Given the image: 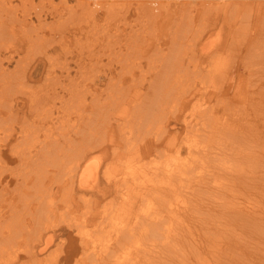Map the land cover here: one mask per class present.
Listing matches in <instances>:
<instances>
[{
  "label": "rangeland",
  "instance_id": "obj_1",
  "mask_svg": "<svg viewBox=\"0 0 264 264\" xmlns=\"http://www.w3.org/2000/svg\"><path fill=\"white\" fill-rule=\"evenodd\" d=\"M113 1L115 4L116 1L122 3L124 0ZM213 1L215 2L216 0ZM228 1L230 2L228 5L227 2L224 4L225 9L228 8L226 12L229 15L234 6L231 0ZM181 2L182 0H167L166 2L167 5L170 4L172 9L177 11V17L176 15L172 16L168 21L172 25L173 30H175V27H178L179 18L184 20V18H182L183 15L185 19L189 17V12L187 11L186 13V9L189 8V2L195 7L198 6L199 13L205 15V10L210 6L209 4L212 3V0H186V8L181 7ZM31 3H33V5ZM57 3H59V0H55V6ZM13 4V10L17 13L16 15L18 17L22 16L24 13H28L29 10V13H31L29 15L31 16L28 15L24 23L23 21H19L21 22L20 24L16 21L15 12L11 11L10 13L8 10L5 11L0 9V22L4 20V24L1 25L0 23V29H2L3 25H7L5 26L6 29H10L12 33L9 37L5 36L6 39L0 36V59H2L1 55L3 57L9 55L6 46H9L13 41L15 42L13 44L15 48L10 49H12V51L17 50V52H14V59L12 62H8L7 60L4 62L5 70L8 69L7 71H12L11 69H13V74H11V76L14 78H11L8 73L5 74L8 76L0 74V79L4 77V80L10 82V84H7V82L4 81L6 86L4 83L0 86V94L1 91L6 88V90H4V97L6 96L7 98L0 97V105L4 106L0 110V151L5 154H3L4 156L0 154V173H4L3 186H0V199L3 200H0V216H3L2 218L0 217V249L2 251L1 255L4 258H0V264H35V262L30 259L34 251H38V257L42 260L36 264H50L53 263V261V264H63L64 262L62 261L67 258L69 260L66 264H168V259H165L164 254L166 249L163 248L159 242L153 247L148 246L149 248L144 249H142V246L145 243L149 244V242L139 237H132L127 242L123 240L117 242V238H119L118 235L121 234L119 233L121 226L126 225L131 219L136 222L137 218L145 217L156 209H160L161 205L162 210L166 209L168 204L164 202L174 201V204H176V202L182 204V195L185 188L190 191L191 195L185 202L186 206H188L185 207L181 205V211L175 215L178 218L184 216L187 218L190 217L191 219L197 216L215 218L221 215L224 217V214H229L232 205L238 203L241 206L249 204L250 208H256L254 205L264 206V197H258V195L255 194V190L252 192L250 187L252 183L250 179L253 175L254 167L251 169L249 165L246 166L245 160H237V156L235 157L233 153H228L227 155L219 151L212 154L204 153V147H209L211 145L219 146L224 142H226L227 145L232 144L237 146L238 143L244 141L243 139L245 136H248L246 132H249L252 134V137H250L252 152L254 158L257 159L261 153V138L258 137V133L252 130L248 125H242L239 127L240 131L235 132L233 130L235 125L231 126V123H222L225 119L229 118H223L219 122L220 124L216 128H223L219 134L211 135L210 133L209 135H203L197 132L195 129L202 127L203 122L210 116V112L205 111L202 113V116L201 114H194L197 113L195 110V112L192 113L191 107H199L198 101L202 97L198 95L197 97L191 98V100L187 98L189 97L186 96L188 89L183 90L182 87L188 88L187 85L190 84V81L186 79L184 69L179 72L183 74L180 80L175 77L176 81L173 82V84H175L174 86L181 88L178 92L170 88L174 92L172 94H167L165 102L166 107L161 108L162 112L170 113L171 116L166 123V128L157 130L156 120L152 119L150 114H145V112H152L148 109V107H150V102L146 100L164 91L155 92L148 88V81L150 80V76L154 75L153 71L156 67V63H160L166 57L171 59L174 58V55H177L178 58H180L183 54H191L195 48H190L187 42H183L176 46V51L169 50L167 45L164 44L161 48L162 50H157L156 48L149 50L151 47H145L144 50H141V53L139 50H136L134 46L131 47L129 44L125 43L122 50L123 53L126 54V57L130 60L141 62L148 71L147 74L145 72L147 80L139 87L141 91L138 98L136 99V96H134L136 100L132 101L130 95L135 93L132 92V86L134 83H140L143 77L140 70L135 71V73H137L135 76L136 81L129 75L131 72H127L129 73L127 75L129 78L122 84L118 83L120 82L118 80V73H115V78L110 82L112 83L111 86L105 83L102 84L100 88L96 89L91 86L93 84H90L93 82L92 79L94 77L110 69L107 68L109 64H112L114 66V71H117L115 70V66H118L119 56L113 55L110 57L107 55L109 52L108 47L111 46L109 43L111 38L105 35V15L100 16L101 19L93 23L90 21L91 19L89 17L84 20V17L79 16L77 11L73 13L72 11L66 10L61 5H58L56 6L57 10L61 12H57V10L54 9L55 16L58 14L56 17L52 16L53 14H48L46 15L47 17L49 16L47 19H38L35 12L37 8L35 9L32 7L34 9L31 10V6L43 5L47 9L48 6L51 5L49 1L34 0V2L28 1V3H24L22 0H14ZM70 4L78 7L77 0H70ZM218 9H224L223 4H221ZM161 11H167V8L162 5ZM195 14L199 15L198 11H196ZM236 14L238 17L234 16V18L232 17L230 21H226L225 23L221 22L222 20L220 19L218 25L215 27L211 26L212 29L208 32V35H210L217 34L221 31L225 39V45L223 44L218 52L210 54L209 62L211 59H214L215 64L210 71L211 79L208 80L205 85L218 96L222 93L228 96L226 104L221 106V109L217 111V114L221 115L223 110L227 109L228 117L244 112L252 106L250 104L251 94L248 91L253 90V88H250L249 81L251 74L249 71H243L241 68L228 72V67L225 68V65L227 63L230 65L232 64L231 62L236 59L239 53L237 51L238 49L240 51L244 50V53H241L237 57L236 66L242 61L244 63L254 62L259 69H264V0H241L239 6L236 8ZM9 15H12L15 20L10 18L11 16ZM162 16H164V12ZM136 18H138L137 14L134 13L130 19L131 23L117 21L119 24L118 29L120 28L119 30H121V33H125V31L130 32V27L133 24V26L136 24L140 26L141 21L135 20ZM141 18L142 17L139 19ZM201 20L197 18L194 24L200 31L202 29ZM211 21H213V19L209 20L208 18V20H204L206 24L208 23L209 27ZM44 24H46V26ZM110 25L114 27V29L117 26L114 20L110 22ZM103 27L105 29H103ZM94 29L97 30L99 36H96V30L94 31ZM163 30H165V28ZM247 35H250V38L245 45ZM113 40L112 38V42ZM150 40L153 41L152 38H150ZM232 41L235 44H233ZM29 43L31 45H29ZM113 44H115L114 47L117 45L115 42H113L112 45ZM226 44H228V46H226ZM229 44H232V46ZM105 50L107 54L102 57L103 60L98 59V55H96L95 58L93 57V52L100 51L103 53ZM82 53L86 54L84 55ZM108 56L110 58H108ZM80 57H83V60H81ZM90 57L94 59L91 61ZM21 58L26 59V61L28 60L27 72L15 71L16 69H20V65L16 60ZM206 60L208 62L207 57ZM7 64L10 66L9 68L6 67ZM104 64H107L106 67H104ZM47 65L52 66L50 78L46 76L45 70H43ZM235 65L233 64L231 66ZM209 68L210 67L207 66L203 69L202 73L206 74L209 72ZM194 72L197 73V76H200L198 71ZM21 81H23V83ZM59 81L62 84H60ZM18 83L19 85H17ZM21 84L23 88L19 87ZM87 88L88 90H86ZM245 89L248 91L245 92ZM81 90L82 92H80ZM89 91H92L93 97H96V100L93 102V98ZM47 93L52 95H49L48 99L46 97ZM231 93L234 94V98L230 100L229 95ZM31 94H33L34 97H38L37 99L41 97L39 102H37L38 106L34 112H32L33 110H31L32 108L28 100ZM42 96L46 99H42L44 98ZM83 96L88 98L87 101L92 108L94 106L97 108L100 105L113 107L123 102L127 104V106H116V108H118L116 110L118 111L121 110L122 107L124 109L128 108V113L125 114L126 117H119L117 118L118 121L114 117L108 119L106 113L102 114L104 119L100 122L99 118H95V133L98 143H100V140L103 141V138L99 137L104 134L105 128H108L107 133L110 132V130H115L114 132L116 134L119 131L125 132L120 129V127L129 129L130 131L127 132L128 134L133 131L136 133L131 136L132 138L128 142L123 140L117 143L115 140L119 139L120 134H118V137L116 135V139L111 143L108 156L101 159L100 169L102 173L95 190L98 192L99 189L107 187H109L110 190L105 196H92L98 200L95 203V220L92 223L93 225L88 224L87 230L78 233L77 227L73 224L75 213L70 212L72 211V197L68 195L69 190H64L63 185H59V183L55 184L54 181L55 179L56 181L61 179H66V181H68V174L74 168L75 159L73 151L70 149V140L74 141L76 138L73 124L79 121L84 125V114L81 115V113H79V111L84 109L80 108V110L78 106L79 103H77L79 102V97L83 99ZM262 97L261 94L255 96L256 101H259L258 106L262 104L260 101ZM82 99L80 100L83 101ZM7 100L9 101L7 102ZM216 100L217 97H213V100L212 98L206 99L208 102H206L203 107L212 106L213 103L215 104ZM142 101L144 102L141 105L136 106L137 103H141ZM6 106H8V108ZM52 109L55 110L56 113L54 122L50 123V125H46L48 126L47 129L46 127H43L44 129L41 128L42 130L37 129V124L41 123L39 114L50 113ZM140 109L142 115L145 114L144 116L149 119L142 120L138 117ZM172 110L173 114L171 113ZM177 112L178 117L174 114ZM80 117H82V119ZM185 118L195 123L194 128L189 129V133L186 129L187 123H185ZM235 120L232 122L236 124ZM129 122L134 123L132 128L127 126ZM46 131L51 133H47ZM22 132H25L28 137H24L23 135L25 134H22ZM204 133L206 134V132ZM210 136L217 139H210ZM157 138V143H153ZM165 138L166 141L169 140L167 144H165V142L163 143ZM22 141L28 143L23 145L24 142ZM47 142H50L47 151L40 153L38 155L40 159L33 162L34 158L28 157L29 146L31 147L33 144V147L43 149L42 146ZM190 144L194 145L191 146ZM133 145L138 146V148L140 147V149L137 150L133 149L138 153L129 151ZM26 146L28 148H26ZM19 147L22 149H17ZM116 152L119 154H116ZM12 153H14V155ZM21 162H23V164ZM29 169L30 171H27ZM236 170H239L240 177L237 190L234 192L232 188L236 189V181L232 179V175L236 176ZM37 175L39 177L42 175L47 177L43 178V182H40L38 185ZM25 178H32L28 182V186H25L24 182H22ZM6 183L9 184V186H5ZM51 187L54 189L51 190ZM41 193L46 196H51L52 201L50 198H46L48 203H43L41 205H44L47 210L51 211L53 209L56 211L54 213L52 212L51 219H53V223L49 218H46L45 215L43 218H45L46 221H41L42 224L38 223L33 227L30 226V230V227H28V211H30L28 202ZM220 194H225L229 198L219 197L217 200H214L213 197ZM28 195L32 198H26V196L29 197ZM90 195L91 194H88V196ZM254 197H258L259 201H254ZM82 204L80 202L79 205L81 207L79 208L83 211L84 204L83 206ZM34 208L36 207H31V210ZM82 211L76 212V216L78 217L76 220L83 221ZM32 223H34V221ZM57 224H59V227ZM208 225L215 226L216 224L208 222ZM139 228L140 227H137L134 231H131L137 232ZM233 228H236V231L241 234L242 238L240 241L242 244L249 242L245 251L241 253V259L247 261L249 264H264V245L258 242L257 239L255 242H251V238L243 239V237H246V234L238 222ZM51 229L54 230L55 233ZM122 233L124 234V232ZM52 234L54 237H52ZM8 235H10L8 239H10L11 244L7 245V243L4 242V237ZM49 236L51 239L46 242ZM82 240L90 244L88 248L91 247L89 251H92V254L86 251L88 248H82ZM261 240L263 241L264 238L261 237ZM68 242H70L69 247ZM45 246H47V248L41 250V248ZM148 249H150V251H148ZM12 257H17V259ZM21 261L24 263H21ZM240 264H244V261H240Z\"/></svg>",
  "mask_w": 264,
  "mask_h": 264
},
{
  "label": "bare ground",
  "instance_id": "obj_2",
  "mask_svg": "<svg viewBox=\"0 0 264 264\" xmlns=\"http://www.w3.org/2000/svg\"><path fill=\"white\" fill-rule=\"evenodd\" d=\"M22 1L24 3H26V2L28 3V1L34 2V0H22ZM41 1H49V3L51 5L48 6L47 9L43 5H39L40 9H39V6H31V10L34 8L35 9L37 8L35 10V12H36V17L38 19H41V18L47 19L49 16L47 17L46 15H48V14H50V15L53 14L52 16L56 17L58 14L55 16L54 9L57 10L56 6H58V5L59 6L61 5L66 10L72 11L73 13L77 11L78 12L77 14L79 16L84 17V20L89 17L91 19L90 21L93 23H94V21L96 22L97 20H100L101 19L100 16L105 15L104 16V19L106 21L104 23L105 24L104 27H106V30H105L106 34L105 35H107L109 38H111L109 40V43L111 46L108 47V51H109L108 54H107L106 50L103 53L100 51L99 52H93V57L95 58V56L98 55V59L103 60L102 57H104L105 54L109 55L110 57H112L113 55H118L119 56L118 57V66H115L116 67L115 70H117V71H114V66L112 64H109L107 68H110V69L107 72L100 74L97 77H94L92 79L93 82L90 84H93L91 86H93L96 89L100 88V86L102 84H105V83H107V85L111 86L112 83H110V82H112L113 79L115 78V73H118V80L120 81L118 83L122 84L125 81H127L129 78V76H127L129 73H127V72H131L129 75H131V78H133L134 81H136L135 76L137 75V73H135V71L140 70L143 77H142L140 83H134L133 82L134 84L132 86V92H135V93L133 95H130L131 96L130 99L132 101H134L138 98L139 93L141 91V88H139V87L143 82H145L147 80L146 74L148 73V71L146 70L145 66L142 65L141 62H138V61L136 62L135 60H130L128 57H126V54L123 53V50H122L125 43L129 44L131 47L134 46L136 48V50H139V52H141V50H144L145 47H148V48L151 47V48H149V50H152L154 48L159 50L162 48V46L164 44L167 45V48L169 50L176 51L177 50L176 46L179 44H182L183 42H187L190 48H195L191 54H183L180 58H178L177 55H174V58H171V59H168V57H166L160 63H156V65H155L156 67L153 71L154 75H151L150 80L148 81L149 82L148 88H149V90H154L155 92L162 91V90H164V91L158 95H154L151 99L146 100V101L150 102L149 103L150 107H148V109H149V111H152V112H145V114H147V115L150 114L152 119L156 120V129L157 130L158 129L163 130L166 128L165 127L166 123L170 119L171 116H170V113L162 112L161 108L166 107L165 102H166L167 94H172L174 91L178 92V90L181 88V87L174 86L175 84H173V82L176 81L175 77H177L180 80V78L182 77L183 74L179 73V72L184 69L185 70L184 74L186 76V79L190 81V84L187 85L188 88L182 87L183 90L188 89V91L186 92V96H189V97H187V98H189L191 100V98L197 97L198 95H200L202 97L198 101L199 107H194V106L191 107L192 113L197 111V113H194V114H201V116H202L203 112H205V111L210 112V116L208 117L207 120H205L203 122L202 127H198L195 129L197 132H199L203 135H209L210 133H211V135L219 134V133H221V130L223 129V128H216L220 124L219 122L223 118H229L230 120L225 119L222 123H231V126L235 125V127L233 128V130L235 132L240 131L239 127H241L242 125H248L249 127L252 128V130H255L258 133L257 136L261 138L262 144H260L261 153L257 159L254 158V155L252 152L253 150L251 148V139H250V137H252V134L249 132H246L248 134V136H245V138L243 139L244 141L238 143L237 146L232 145V144L227 145L226 142H224V143L220 144L219 146L211 145L209 147H204V151H205L204 153H207V154L211 153L212 154V153H215L218 151L224 152V155H227L228 153H233L235 157L237 156V160H239V159L245 160L246 166L249 165L251 167V169L254 167L253 168L254 169L253 175L251 176V179H250V181H252V183L250 184L252 192L255 190V194H257L258 197H264V190H263L264 189V69L263 68L259 69L257 64L254 62L244 63L242 61V62H239L238 65L236 66L235 64L237 63V57L241 53H244V50L240 51L236 48L239 53L237 54L236 59L231 62L232 63L231 65L234 64L235 66H231L229 63H227L225 65V68L228 67L227 68L228 72L233 71L234 69H241V68L243 71H249L250 72L251 77H250L249 83H250V88H253V90H251V91L247 90V91L251 94L250 104L252 105L251 106L252 108L250 107L248 110L241 112L239 114L232 115L230 117H228V110L227 109H224L223 113L221 115L217 114L218 113L217 111H219L221 109L220 107L224 106L226 104V99L228 98V96H226L225 93H222L220 96H218L215 92L209 90L205 85V83L211 79L210 71L212 70V66H214V64H215L214 59H211V61L209 62L210 54H212L214 52H218V50L221 48V46L223 44L225 45V39H224L223 33L221 31L218 32L217 34H210V35H208L209 34L208 32L212 29L211 26L215 27L218 25V23H219L218 21H220V19L222 20L221 22L225 23L226 21H230L232 17L234 18V16H237L236 8L239 6V3L241 0H231V3H233L234 7L231 9L229 15L226 12V10L228 8L225 9V4H224L227 2V5H228L230 3L228 0H225V1L224 0H216L215 2L212 0V3L209 4L210 6L208 8H206V10H205V15H202L201 13H199V7L198 6L195 7L191 2H189V4H188L189 8L186 9V13L188 11L190 15L187 19H185L184 15L182 14L183 15L182 18H184V20L179 18L178 27H175V30H173L172 25L168 21H169V19L172 18V16L176 15V17H177V11L175 9H172L170 4L167 5V3H166L167 0H143V1H141V0H124L122 3H119L118 1H116L115 4H114L113 0H77L78 7L71 5L70 0H59V3H57L56 6L54 4L55 0H41ZM13 2H14V0H0V3H1L0 9L5 10V11L8 10V11H10V13H11V11L15 12L13 10V6H14ZM31 4L33 5V3H31ZM202 4H204V3H202ZM221 4H223L224 9L219 10L218 8ZM162 5L167 8V11H161ZM186 6H187L186 0H182L181 7L186 8ZM213 6H214V8H213ZM32 7H34V8H32ZM50 9H53V10H50ZM212 9L215 11H213ZM29 11H28V13H24L20 17H18L16 15L17 13L15 12L14 14L16 15V21H18V22L23 21V23H24L26 21V18L28 17V15L31 14V13H29ZM196 11H198L199 15L195 14ZM57 12H61V11L57 10ZM163 12H164V16H162ZM219 12H221V13H219ZM134 13L137 14V17H138L135 20H137V21L140 20L141 25L139 26V24H136L135 26H133L134 24L132 23L133 25L131 24L132 25L131 27L128 25L131 28L130 32L129 31L126 32L124 30L125 33L124 32L121 33V30H119L120 28L118 29L119 24L117 23V21H124L125 23H131L130 19L134 15ZM210 13H211V15H210ZM9 16H11L10 18L14 19L12 15H9ZM29 16H31V15H29ZM140 17H142V18L139 19ZM197 18H199L200 20L202 19L201 20L202 21L201 31L198 29V27H196V25H194ZM208 18H209V20L213 19V21H211L209 23L210 27H209L208 23L206 24L204 22V20L205 19L208 20ZM176 19H178V18H176ZM58 20H60V19H58ZM112 20H114L115 24H117V26H116L117 28L115 27V29H114V27H111V25H110V22ZM3 21L4 20H2L0 22L1 25L4 24ZM65 21H66V19H65ZM68 21H69V19H68ZM127 21H129V22H127ZM8 22H10V21H8ZM19 23L21 24V22H19ZM44 23H46V22H44ZM44 25L46 26V24H44ZM5 26H7V25H3L2 29H0V31H1L0 36L3 38H5V36L9 37L10 35H12V33L10 32V29H6ZM8 27H9V25H8ZM104 27H103V29H105ZM156 28H157V30H156ZM164 28H165V30H163ZM95 30L96 29H94V31ZM23 33H25V32H23ZM90 33H92V32H90ZM96 36H99L97 30H96ZM28 37H29V34H28ZM31 38H33V37H31ZM112 38L114 39L113 42H115L117 44L115 47H114L115 44L112 45V43H113ZM150 38H152L153 41L150 40ZM249 38H250V35H247L245 45L247 44V42H248L247 40H249ZM13 39H14V37H13ZM14 43L15 42L13 41L12 43L9 44V46H6V48H7L6 50H8L9 55H6V57H3L1 55V57H2V59H0V74L1 75L8 76V75H5L8 73L11 76V74H13V69H11L12 71H10V70L7 71L8 70L7 68H6L7 70H5L4 62H5V60H7L8 62L9 61L12 62V60L14 59V52H17V50L12 51V49L15 48L13 46ZM58 43H60V42H58ZM232 43L235 44L233 41H232ZM56 44H57V42H56ZM29 45H31V44L29 43ZM229 45L232 46V44H229ZM226 46H228V44H226ZM10 48H12V49H10ZM135 48H134V50H135ZM243 49H244V47H243ZM119 50H120V53H119ZM47 54H48V52H47ZM49 54H50V52H49ZM82 54H84V53H82ZM109 56H108V58H110ZM93 57H90L91 61H92V59H94ZM206 57L208 58V62L206 60ZM131 58H132V56H131ZM80 59L83 60V57L82 58L80 57ZM16 61L19 63L20 69H16L15 71L27 72V70H28V62L27 61L28 60L26 61V59L21 58V59H17ZM67 63H68V61H67ZM205 63H206V65L204 66ZM8 64H10V63H8ZM7 65H6V67L9 68L10 66L9 65L7 66ZM106 65L107 64H104V67H106ZM207 66L210 67L209 72H207L206 74H203L202 73L203 69H205ZM51 67H52L51 65H49V66L47 65V67H44V69H43V70H45L46 76L48 78H50V75L52 73ZM64 67H66V66H64ZM64 67H62V68H64ZM69 67H71V66H69ZM69 67H68V69H69ZM126 69H127V71H126ZM194 71H198V74L200 76H197V73ZM145 72H146V74H145ZM12 77L13 76H11V78ZM72 80H74V79H72ZM4 81H6V80H4V77L2 79H0V86L3 85ZM8 82H7V84H10V82L9 83ZM21 82L23 83V81H21ZM14 83H16V82H14ZM60 84H62V83L60 82ZM4 85H5V83H4ZM17 85H19V83ZM88 86H90V85H88ZM12 87H13V85H12ZM19 87L23 88L22 84ZM170 88L173 89L174 91H172ZM4 90H6V88ZM4 90H2L1 94H0V97H2V98L4 97V94H5ZM86 90H88V88ZM247 91L245 89V92H247ZM65 92H66V90H65ZM80 92H82V90ZM89 92H90L91 97L93 98L92 102L95 101L96 97H93L92 91H89ZM14 93H15V91H14ZM83 93H84V90H83ZM258 94H261V96H263L260 99V101L262 102L261 106H258L259 101L257 102L255 99V96ZM9 95H10V93H9ZM49 95H51V94L47 93V96H46L47 99L49 98ZM134 96H136V99ZM42 97H44V96H42ZM213 97H217L215 104L213 103L214 105L212 104V106H210V107H208V106L203 107V105H205L206 102H208V101H206V99L212 98V100H213ZM4 98H6V96ZM37 98L38 97H34L33 94H31L28 97L29 103H30L31 108H32L31 110H33L32 112L36 111L37 106H38L37 102H39V100L41 99V97H40V99H37ZM229 98H230V100L233 99L234 94L231 93L229 95ZM42 99H46V98L44 97ZM80 99H82V98L79 97V102H77V103H79L78 104L79 109L83 108L85 110L84 111V110L80 109L81 111H79V113H81V115L84 114V117H83L84 118V121H83L84 125L81 124V122H79V121H77V123L73 124V130H74V133L76 135V138L74 139V141L70 140V144H71L70 149H72L71 151H73V154H74L75 165H74V168L71 170V172H69V174H68V177H67L68 181H66V179H61V180H57V181L55 179V181H54L55 184L59 183V185L60 184L63 185L64 190H69L68 195H71V197H72V211H70V212L75 213L74 214L75 218L73 217V219H74L73 224L77 227L78 233H82L84 230H87L88 224L93 225L92 223L95 220V216H96L95 203L98 200H96L92 196L93 195H95L97 197L105 196L110 190L109 187L104 188V189H99L98 192H96V190H95L97 183L100 179L99 177L102 173L101 169H100L101 159L108 156L111 143L114 142V140L116 139V135L118 137V134H120L119 139L115 140L118 143L119 141H123V140H126L128 142L132 138L131 136L136 133L133 131V132H130L128 134L127 132L130 130L127 128H124V127L123 128L120 127V129L124 130L125 132L119 131L116 134L114 132L115 130H110V132L107 133L108 128H105L104 134L99 137V138H103V141L100 140V143H98L97 142V136L95 133V124H94L95 118H99V122H100L101 120L104 119V116L102 114L106 113L107 114L106 116L108 117V119L110 117H114L118 121L117 118L126 117L125 114L128 113V108L124 109L122 107L121 110L118 111V110H116V109H118V108H116V106H119V105H121V106L126 105L127 106V104H126V102H123V103L117 104L113 107L100 105L101 107L99 106L96 108L94 106L92 108V106H90L89 102L87 101L88 98L86 96H83V99H82L83 101H81ZM197 99H199V98H197ZM8 101L9 100H7V102ZM59 101H60V99H59ZM144 101H142L141 103H137L136 106L141 105ZM5 103H6V101H5ZM3 107L4 106L0 105V110ZM6 107L8 108V106H6ZM141 108H142V106H141ZM89 109H90V111H89ZM82 111H83V113H82ZM38 113H40V112H38ZM171 113L173 114V110ZM192 113H190V114H192ZM145 114L142 115V111L140 109V114L138 115V117L142 120L149 119L146 116H144ZM174 114L176 117H178V112L174 113ZM55 115H56V113H55V110H53V109L51 110L50 113H40L39 119H40L41 123L37 124V129H41L43 127H46V129H47L48 126H46V125H50V123L54 122V119L56 118ZM81 115H79V116H81ZM80 118L82 119V117H80ZM235 118H236V120H235ZM233 120L236 121V124L234 122H232ZM185 121H186L185 123H187L186 129L188 130V133H189L190 132L189 129L194 128L195 123H193L192 121H188L187 118H185ZM25 125H27V124H25ZM127 126L132 128L134 126V123L129 122V124ZM25 132H22V134H25L23 136L28 137ZM204 132H206V134ZM47 133H51V132H47ZM29 138H30V136H29ZM210 139H217V138L210 136ZM26 140H28V139H26ZM157 141H158V138L155 140V142L153 141V143L156 144ZM168 141L169 140L166 141V138H165L163 143L165 142V144H167ZM22 142H24L23 145L28 143V142L25 143V141H22ZM5 143H7V142H5ZM153 143H151V144L154 145ZM49 145H50V142L45 143L42 146L43 149H40V148L37 149V148L33 147V144L31 145V147L29 146V148L26 146V148L29 149V151H28L29 156L28 155L27 156L31 157L32 159L34 158L33 162L35 160L38 161V159H40V157L38 155L40 153H44L45 151H47V148ZM190 145L193 146L194 144H190ZM20 148L21 147H19L17 149H20ZM26 148H25V150H26ZM133 149L137 150V149H140V147L138 148V146L133 145V147H131V149H129V151H134ZM134 152L138 153L137 151H134ZM0 154L3 155L4 153H2L0 151ZM12 154L14 155V153H12ZM116 154H119V153L116 152ZM27 156H25V157H27ZM5 161H7V160H5ZM27 162H28V160H27ZM21 163L23 164V162H21ZM27 171H30V169ZM236 171H237L236 176L232 175V179L236 181V189L232 188V190L234 192L237 190L238 180L240 177L239 176L240 174L238 172L239 170H236ZM3 174L0 173V186H3L2 185L3 181H4L3 180L4 179ZM40 177L37 175L38 185L40 182H43V180H44L43 178H46L47 176L42 175ZM31 179L32 178H25L22 182H24L25 186H28V182ZM5 186H9V184L6 183ZM33 186H34V184H33ZM252 187H254V188H252ZM53 189L54 188L51 187V190H53ZM259 193H261V194H259ZM76 194H77V196H76ZM88 194H91V195L88 196ZM190 195H191L190 191L187 188H185L183 190V195H182V200H183L182 204L179 202H176V204H174V201L164 202V203L168 204L166 209L162 210V205H161L160 209H156L155 211L149 213L145 217L137 218L136 222L133 221L132 219L129 220L126 225L121 226V228L119 230V233H121V234L117 233V234H119L118 235L119 238H117V242H120L121 240H123L124 242H127L132 237H135V238L139 237V238H142L144 240H148L149 244L145 243L142 246L143 247L142 249L149 248L148 246L153 247V246H155V244L157 242H159L160 245L166 249L164 254H165V259H168V264H240V261H244V264H249L247 261L242 260L240 257L241 253H243L245 251L246 246L249 244V242H245L242 244L240 241L242 236H241V234H239L236 231V228L235 229L233 228V226L238 222L239 225L242 226V228L246 234V237H243V239H250L251 238V242H255L257 239L258 242H260L261 244L264 245V240L263 241L261 240V237L264 238V206L254 205L256 208H250L249 204L244 205L245 206L244 207L238 203V204H233L231 210H229V214H224L223 215L224 217H222V215H221V216L215 217V218H210V217L204 218L202 216H197V217H194L192 219L190 217L187 218L185 216L178 218L175 215L178 214L179 211H181V205H183L185 207L188 206V205L186 206L185 202H186V199ZM28 196L29 197L26 196V198H29V199L32 198L30 195H28ZM219 197L229 198L225 194L215 195L213 198H214V200H217ZM258 197H254L253 200L259 201ZM3 198H4V195H3ZM46 198H50V200L52 201L50 195L46 196L43 193L37 195L36 197H34V199L32 198L31 201L28 200L30 202V203L28 202V208L30 210V211H28V215H29L28 227H30V226L33 227L35 224H38V223L42 224L41 221H46L45 218H43L45 215H46V218H49L51 220V222L53 223V219H51V216H52V212L54 213L56 211L53 209L51 211L47 210L44 205H41L43 203L44 204L48 203L46 201ZM0 200L3 201L2 199H0ZM7 202H8V200H7ZM26 202H27V200H26ZM80 202H81V204L82 203L84 204V210L83 211H82V209L79 208V207H81L79 205ZM83 204H82V206H83ZM233 206H234V210H233ZM31 207L32 208L36 207V208L31 210ZM186 210H187V208H186ZM81 211L83 214V221L76 220V218H78L76 216V212H81ZM173 214H174V216H173ZM0 217L2 218L3 216H0ZM13 221H15V220H13ZM16 221H17V219H16ZM33 221H34V223H32ZM208 222H212L213 224H216V225L215 226H209ZM57 225L59 227V224H57ZM70 225H72V224H70ZM25 226H26V224H25ZM31 227H30V230H31ZM137 227H140L138 229V231L132 232ZM32 229H34V228H32ZM47 229H48V227H47ZM53 229H54V227H53ZM103 229H104V227H103ZM54 230H52V231L54 232ZM14 231H15V229H14ZM122 232H124V234ZM12 235H14V234H12ZM9 236L10 235L4 237L5 238L4 242L7 243V245L11 244L10 239H8ZM52 237H54L53 234H52ZM27 239H29V238H27ZM50 239H51V237L49 236V239H47L46 242L49 241ZM69 244H70V242H68V247H69ZM81 244H82V248H84V249H86L90 246V244L88 242H86L85 240H82ZM16 245H18V244H16ZM47 246L42 247L41 250H45L47 248ZM90 249H91V247L88 248L86 251L89 254H92V251H89ZM148 251H150V249H148ZM37 252L38 251H34L32 253L33 256L30 258V259H32V261L35 262V264L42 261L38 257L39 253H37ZM1 253H2V251L0 249V258L3 257L1 255ZM12 258L17 259V257H12ZM68 260H69L68 258L64 259L62 261V262H64L63 264H66V262ZM21 263H24V262L21 261ZM53 263H54V261H53ZM53 263H50V264H53ZM2 264H4V263H2ZM24 264H26V263H24Z\"/></svg>",
  "mask_w": 264,
  "mask_h": 264
}]
</instances>
